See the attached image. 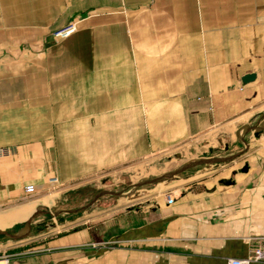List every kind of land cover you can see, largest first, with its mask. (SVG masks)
Masks as SVG:
<instances>
[{
    "label": "crops",
    "instance_id": "crops-1",
    "mask_svg": "<svg viewBox=\"0 0 264 264\" xmlns=\"http://www.w3.org/2000/svg\"><path fill=\"white\" fill-rule=\"evenodd\" d=\"M0 147L6 231L126 160L174 154L172 172L235 154L147 183L133 208L116 195L51 234L26 226L19 264H227L264 249V0H0Z\"/></svg>",
    "mask_w": 264,
    "mask_h": 264
},
{
    "label": "rangeland",
    "instance_id": "rangeland-1",
    "mask_svg": "<svg viewBox=\"0 0 264 264\" xmlns=\"http://www.w3.org/2000/svg\"><path fill=\"white\" fill-rule=\"evenodd\" d=\"M67 28H72V31L67 35H61V32ZM78 29V22L72 21L59 28L54 29L50 36L53 40L57 41L63 38L68 37ZM256 124V123H253ZM255 127H258L255 125ZM253 127V128H255ZM242 147V146H241ZM223 149H220L222 151ZM183 160V159H182ZM181 160V161H182ZM180 160L174 155L171 154L169 157L162 155L156 159H151L148 157H142V159H132L126 160L124 165V170L119 171L117 174L116 170H109L107 179L102 183L100 180H95L92 187H78L68 189L66 192H63L60 195V199L55 202L54 206L48 207L47 209L54 213L55 215L45 214L39 215L32 220L30 223V231L32 233H42V234H51L53 227L55 225V220L58 222L60 217H67L70 214H73L76 211L68 212L67 210L78 209L84 207L78 211H85L93 205L104 204L106 206L112 205L116 201V195L123 196L124 200L123 205L125 208H133L135 201L139 198H135L139 194H144L146 190L153 189L154 187H146L148 184L142 183L137 185L140 180L143 179H152L162 175L167 174L179 163ZM105 176V177H106ZM53 180V179H52ZM165 181V180H164ZM141 186V187H140ZM35 188V187H34ZM102 190L113 191L117 194H103L99 196L93 203L88 205L92 197ZM36 193L34 191L31 194ZM169 192L165 193V196ZM171 194V193H170ZM120 199V198H119ZM99 201V202H98ZM102 202V203H100ZM173 202V201H172ZM171 202V203H172ZM124 208V209H125ZM60 210V211H58ZM58 211V212H57ZM50 217H48V216ZM47 216V217H46ZM55 219V220H53ZM26 223L21 225L17 229H8L9 232L16 233L21 229L24 230ZM20 240L9 238L5 235H0V255L7 254L11 257L10 264H19L21 260V245Z\"/></svg>",
    "mask_w": 264,
    "mask_h": 264
},
{
    "label": "water",
    "instance_id": "water-1",
    "mask_svg": "<svg viewBox=\"0 0 264 264\" xmlns=\"http://www.w3.org/2000/svg\"><path fill=\"white\" fill-rule=\"evenodd\" d=\"M254 77V74L253 73H249V74H246L243 78L244 81H247L249 79H252ZM255 127V126H254ZM257 128V127H255ZM258 131H256L254 134L255 135H258ZM234 155H229V156H223V157H216V158H205V159H198V160H194V161H191L185 165H183L182 167H179L177 169H175L174 171L172 172H169L165 175H162V176H159V177H156V178H153V179H148V180H145L144 183H154V182H158V181H164V180H170L172 178H174V176L181 172L182 170L192 166V165H199V164H203V163H209V162H213V161H225V160H228V159H231ZM103 194H117L113 191H108V190H102V191H99L98 193H96L92 199L90 200V202L88 203V205H90L91 203H93L99 196L103 195ZM84 207H80L78 209H72V210H67L68 212H72V211H77V210H80V209H83ZM47 213H49L48 211H46ZM30 221H31V218L26 222V225L28 227V229L30 228ZM0 235H5L7 237H10V238H21L23 235L19 234V233H12V232H9V231H6V230H0Z\"/></svg>",
    "mask_w": 264,
    "mask_h": 264
},
{
    "label": "built area",
    "instance_id": "built-area-1",
    "mask_svg": "<svg viewBox=\"0 0 264 264\" xmlns=\"http://www.w3.org/2000/svg\"><path fill=\"white\" fill-rule=\"evenodd\" d=\"M72 31V28H67L64 31L61 32V35H67ZM8 148L6 147H0V157L4 156L8 153ZM25 191L28 194H31L35 191V188L32 184H28L25 186ZM166 200L168 203H171L173 201V197L170 193L166 195ZM264 259V249L257 248L254 250V252L245 258H228L227 264H249L252 261H261ZM11 257L7 254L0 255V264H10Z\"/></svg>",
    "mask_w": 264,
    "mask_h": 264
}]
</instances>
